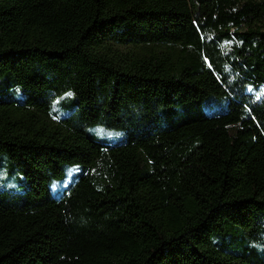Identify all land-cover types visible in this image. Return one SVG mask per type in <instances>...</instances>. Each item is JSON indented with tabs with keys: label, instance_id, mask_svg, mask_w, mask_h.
<instances>
[{
	"label": "trees",
	"instance_id": "1",
	"mask_svg": "<svg viewBox=\"0 0 264 264\" xmlns=\"http://www.w3.org/2000/svg\"><path fill=\"white\" fill-rule=\"evenodd\" d=\"M1 154L0 264H264V0H0Z\"/></svg>",
	"mask_w": 264,
	"mask_h": 264
},
{
	"label": "rangeland",
	"instance_id": "2",
	"mask_svg": "<svg viewBox=\"0 0 264 264\" xmlns=\"http://www.w3.org/2000/svg\"><path fill=\"white\" fill-rule=\"evenodd\" d=\"M65 94L58 97L52 104V112H61L58 107V102ZM66 102H70V98L66 97ZM65 114H67L65 112ZM94 131L99 141H105L109 144H117L123 141V136L118 130L106 129L101 126L91 128ZM119 134V135H117ZM81 171V166L78 164L66 165L64 175L61 179H54L49 183V193L52 197L59 198L64 188L71 185L78 177ZM28 187L25 176L20 172L19 167L12 164L6 154L0 155V190L17 191ZM217 245L223 251L234 250L240 251L243 245L242 233L235 231L226 235L223 240H218ZM235 248V249H233Z\"/></svg>",
	"mask_w": 264,
	"mask_h": 264
},
{
	"label": "snow or ice",
	"instance_id": "3",
	"mask_svg": "<svg viewBox=\"0 0 264 264\" xmlns=\"http://www.w3.org/2000/svg\"><path fill=\"white\" fill-rule=\"evenodd\" d=\"M250 90H251V89H250ZM17 91H19V90H17ZM71 95H73V94H72V93H66V94H65L66 97H69V96H71ZM117 135H119V134H117Z\"/></svg>",
	"mask_w": 264,
	"mask_h": 264
}]
</instances>
